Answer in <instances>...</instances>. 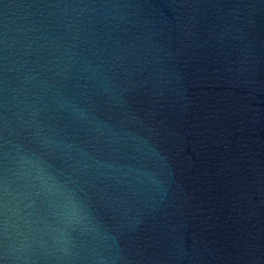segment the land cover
I'll return each instance as SVG.
<instances>
[{
    "label": "water",
    "instance_id": "1",
    "mask_svg": "<svg viewBox=\"0 0 264 264\" xmlns=\"http://www.w3.org/2000/svg\"><path fill=\"white\" fill-rule=\"evenodd\" d=\"M6 264H264V0H0Z\"/></svg>",
    "mask_w": 264,
    "mask_h": 264
},
{
    "label": "clouds",
    "instance_id": "2",
    "mask_svg": "<svg viewBox=\"0 0 264 264\" xmlns=\"http://www.w3.org/2000/svg\"><path fill=\"white\" fill-rule=\"evenodd\" d=\"M7 259H8V256L6 254L3 256H0V264H6Z\"/></svg>",
    "mask_w": 264,
    "mask_h": 264
}]
</instances>
